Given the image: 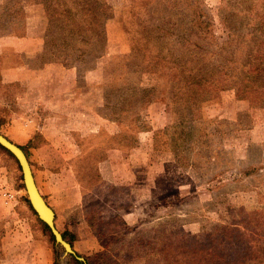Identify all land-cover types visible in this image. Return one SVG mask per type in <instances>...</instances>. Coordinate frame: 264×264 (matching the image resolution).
Segmentation results:
<instances>
[{
	"label": "rangeland",
	"instance_id": "rangeland-1",
	"mask_svg": "<svg viewBox=\"0 0 264 264\" xmlns=\"http://www.w3.org/2000/svg\"><path fill=\"white\" fill-rule=\"evenodd\" d=\"M105 1L97 34L67 33L30 9L32 0L0 3V132L11 141L41 136L40 166L63 175L59 187L48 180L45 194L55 225L73 233L75 253L97 254V264H163L162 242L192 237L205 248L240 250L239 240L214 232L223 224L244 230L250 213L264 211V109L226 88L192 117L177 81L182 67L154 64V56L263 88L264 74L250 82L244 74L264 44V0H197L208 23L202 35L185 0ZM26 22L43 41L27 58L42 88L1 75L17 61L3 41L12 30L22 35ZM45 93L54 103L31 104ZM0 168L1 212V191L13 190L20 169L1 149ZM32 227L13 233L0 220V264H72L37 222Z\"/></svg>",
	"mask_w": 264,
	"mask_h": 264
},
{
	"label": "trees",
	"instance_id": "trees-1",
	"mask_svg": "<svg viewBox=\"0 0 264 264\" xmlns=\"http://www.w3.org/2000/svg\"><path fill=\"white\" fill-rule=\"evenodd\" d=\"M188 6L193 8L190 22L194 24L192 29H198L200 35L207 34V30H204L202 26L208 25L204 20L206 14L200 7L197 0H185ZM31 4H40L43 6L45 13L50 21H57L62 27V30L67 33L77 34L83 31L96 32L98 25V14L105 13L110 9L109 5L105 0H32ZM258 48L256 52V61H251L247 63V69L245 71L244 77L250 82L252 81L253 74L263 75L264 74V44ZM154 64L162 63H173L175 67H182V70L178 71V77L182 79H177L180 82L179 89L184 90L186 94V105L189 107L190 111L193 109L198 111L201 103L209 101L211 98L215 97L221 90L226 88H233L235 90V95L239 99H247L250 106L259 107V109H264V86L263 88H255L254 84L250 83L242 84L238 79H235L229 75L222 76L223 72H213L211 74L204 75L189 64L181 65L176 60H169L165 56H160L159 54L154 56ZM159 59V60H156ZM178 69V68H177ZM188 72L187 76L182 75ZM225 75V73H224ZM260 87V86H259ZM150 99L146 97V102ZM258 104V105H257ZM199 117V116H198ZM41 137L39 134H35L33 138L29 139L25 147L20 146V148L26 154V149L29 147H37L38 144L35 142V137ZM3 152L7 153L10 157L14 158L7 150L0 146ZM27 156V154H26ZM15 160V158H14ZM16 161V160H15ZM17 162V161H16ZM256 171L255 168L249 169L246 173H252ZM23 187V185H22ZM30 210L34 215L36 213L31 208L29 201L25 198ZM37 217V215H36ZM252 219L244 220L241 230L238 227H232L230 224L219 225L214 233H220V236L224 237L225 241H229L231 244V239L234 241H240V250L233 247L231 251H223L217 248L204 247L198 243L195 237L190 239V242L181 244H171L169 242H162L161 248L159 250V256L163 264H264V211L257 212L253 211L250 213ZM37 222L41 228L49 235V237L54 241V238L47 227V225L42 222L37 217ZM260 229L262 232L260 233ZM63 238L68 241L73 248V241L75 236L73 233L66 229L59 230ZM261 235V236H260ZM196 240V241H195ZM239 242L237 243L238 246ZM105 246V244H103ZM77 256H82L85 262L78 260L75 256L70 255V260L72 264H97V258L94 261V257L97 254L91 256H83L76 253ZM100 256V254H98ZM57 264V262H54ZM69 264V262H68Z\"/></svg>",
	"mask_w": 264,
	"mask_h": 264
},
{
	"label": "crops",
	"instance_id": "crops-1",
	"mask_svg": "<svg viewBox=\"0 0 264 264\" xmlns=\"http://www.w3.org/2000/svg\"><path fill=\"white\" fill-rule=\"evenodd\" d=\"M0 3H4V0H0ZM30 9L36 8L38 10H42L43 6L40 4H30L29 6ZM28 20H32L31 15L27 16ZM34 24L31 22H26L25 28H24V33L22 35H18L15 33L14 30L12 32L8 33L7 36L5 37L6 39L9 38L8 41H3V43H8V45H11V48L17 57L16 64L13 66L8 67L7 69L4 70V72L1 74L2 76L4 75V81L6 82H17V81H23L25 80L29 85L31 84L32 86L36 85L40 88H42L43 83L42 77L40 74V70H36L33 68L31 75H30L29 70L31 69L28 62L27 58L28 57H34L36 55V52H38L42 45L43 41L40 39V37L35 36L32 34ZM5 45V44H4ZM51 63H45V65H49ZM35 72H36V78L35 77ZM38 75V77H37ZM69 80L70 82H76L77 79V73L76 71L72 72L69 71ZM48 76H46V79ZM65 81V80H64ZM37 82V83H36ZM36 83V84H35ZM64 85V83H63ZM72 89V88H71ZM52 93V92H51ZM39 97L35 98L31 104L35 106V104L40 103H47L51 105L54 103V100H50L45 94H38ZM27 99V98H26ZM21 100V98H20ZM25 101V98L22 100ZM34 132L30 131L28 132L24 137H21L20 140H12L14 143L22 146L26 145L28 140L33 138ZM10 138V137H9ZM47 138V137H44ZM11 139V138H10ZM45 144V143H44ZM43 145V144H42ZM38 145L37 147H29V151H31L32 155H29V153L26 151L27 154V159L29 161V164L32 169V173L34 176V180L36 182V185L39 189V192L42 194L43 198L47 202V204L51 207V203L47 200L45 197L46 191H48L49 185L48 182L50 180H53L55 185L57 184L58 187L60 186L61 180H63V175L60 171L57 169H52L50 166L48 167H41V159L38 156V149L42 148ZM140 151V149L138 150ZM2 168H0L1 171ZM20 169V168H19ZM62 175V176H61ZM49 180V181H48ZM22 182V177H21V172H18V175L16 177V184L15 186L12 187L13 191L16 193V198L12 202L7 203L6 205L1 204V208H4L5 211L0 212V220H3L6 224V227L8 226L10 229V232L13 233H18L20 231L27 232L28 230L30 231L29 234H32L33 232V225L34 221L37 222V218L33 216L32 211L30 210L27 202L25 201L26 194H25V188ZM44 185V187H42ZM55 187V186H53ZM48 189V190H47ZM28 200V199H27ZM54 211V210H53ZM55 213V212H54ZM38 223V222H37ZM32 230V231H31Z\"/></svg>",
	"mask_w": 264,
	"mask_h": 264
},
{
	"label": "water",
	"instance_id": "water-1",
	"mask_svg": "<svg viewBox=\"0 0 264 264\" xmlns=\"http://www.w3.org/2000/svg\"><path fill=\"white\" fill-rule=\"evenodd\" d=\"M0 146L7 150L17 161L29 204L33 211L36 213L37 217L49 228L54 238V242L63 248V257L65 258L68 255H73L78 260L85 262L84 257L76 255L71 244L63 238L61 232L56 227L55 213L53 209L47 204L42 194L39 192V189L34 180L31 166L24 151L18 144L9 140L1 132ZM61 264H66V262L63 260Z\"/></svg>",
	"mask_w": 264,
	"mask_h": 264
},
{
	"label": "built area",
	"instance_id": "built-area-1",
	"mask_svg": "<svg viewBox=\"0 0 264 264\" xmlns=\"http://www.w3.org/2000/svg\"><path fill=\"white\" fill-rule=\"evenodd\" d=\"M1 195L3 196L6 203L12 202L16 198V193L13 190L7 188H4L1 191Z\"/></svg>",
	"mask_w": 264,
	"mask_h": 264
}]
</instances>
